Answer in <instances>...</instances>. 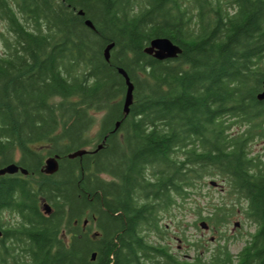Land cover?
<instances>
[{"label":"trees","instance_id":"16d2710c","mask_svg":"<svg viewBox=\"0 0 264 264\" xmlns=\"http://www.w3.org/2000/svg\"><path fill=\"white\" fill-rule=\"evenodd\" d=\"M155 37L182 53H146ZM263 89L264 0H0V167L28 170L0 177V264H264ZM217 177L228 200L199 220L224 244L187 257L164 217Z\"/></svg>","mask_w":264,"mask_h":264},{"label":"rangeland","instance_id":"374dc122","mask_svg":"<svg viewBox=\"0 0 264 264\" xmlns=\"http://www.w3.org/2000/svg\"><path fill=\"white\" fill-rule=\"evenodd\" d=\"M237 130L238 127L235 126L233 131L236 133ZM251 150H253L254 154H260L264 157V139L257 137L251 144ZM212 179L219 184L213 186L210 183ZM222 198L228 200L224 181L219 177L207 178L202 182H197V188L185 200L183 207L176 208L171 214L172 216L164 217V222L167 224V237L175 251L178 250L187 257H193L195 251L190 249L191 243L204 242L210 250L219 243L224 244L223 239L219 240L217 228H212L211 226L205 228L202 226L204 221L199 220L200 211L202 214H207L213 210L214 205L223 200ZM237 211L238 213L232 217L230 223L221 229L227 235L229 247L235 254L244 246L245 240L249 237L248 232L254 230V226L246 220L244 214L240 210ZM6 218L11 223L18 220L16 214L10 216L7 213ZM179 219H183V221L179 223ZM184 236L187 237L188 241L183 238Z\"/></svg>","mask_w":264,"mask_h":264},{"label":"water","instance_id":"95a60500","mask_svg":"<svg viewBox=\"0 0 264 264\" xmlns=\"http://www.w3.org/2000/svg\"><path fill=\"white\" fill-rule=\"evenodd\" d=\"M88 24H91L90 20H87ZM114 46V44H109L105 48V55L107 60L110 59V54H111V48ZM145 52L154 56L155 58L159 60H166V59H173L178 57L182 53V48L176 44L174 41H172L168 37H155L153 38L149 45L145 48ZM121 73L125 76L126 78V83H127V95H126V100L124 104V108L126 113L129 112L130 105L132 104L133 101V91H134V84L132 83L129 75L125 72L124 69L120 68L119 69ZM258 99L264 100V89L262 92L258 94ZM119 126V122L116 124ZM102 147V144L99 145V148ZM88 150L87 149H81L78 151H75L74 153L69 154L70 157L74 156H81L84 153H86ZM57 156H49L45 160V167L44 171L49 174H53L59 170V159ZM21 171L23 174H27L28 170L22 166H20L18 163L13 162L10 163L4 167H0V177L2 175H5L7 173L9 174H15ZM211 184L214 186H217L219 183L216 180H211ZM44 209L47 213H50L52 211V207L48 204H44ZM87 223V220H85V224ZM203 227L208 228V225L204 222L202 224ZM2 234V231L0 229V235ZM93 259L96 258V254H93Z\"/></svg>","mask_w":264,"mask_h":264}]
</instances>
